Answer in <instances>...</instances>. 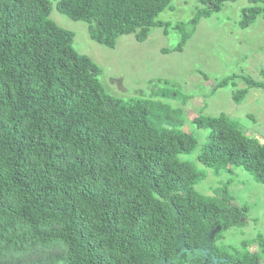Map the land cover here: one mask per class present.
I'll return each instance as SVG.
<instances>
[{"label": "trees", "instance_id": "trees-1", "mask_svg": "<svg viewBox=\"0 0 264 264\" xmlns=\"http://www.w3.org/2000/svg\"><path fill=\"white\" fill-rule=\"evenodd\" d=\"M53 1L88 25L91 40L112 48L122 35L145 40L173 0ZM196 1L195 16L174 26L177 51L200 17L235 0ZM247 1L242 28L264 19V0ZM50 13V0H0V264L264 263L261 234L256 253L249 241L223 242L249 208L230 202V179L218 197L196 190L205 172L179 158L197 140L177 114L148 99L107 95L99 68ZM262 76L243 80L264 90ZM246 93L235 91L234 102ZM192 123L208 132L199 164L216 173L240 168L264 185V141L222 114Z\"/></svg>", "mask_w": 264, "mask_h": 264}, {"label": "rangeland", "instance_id": "rangeland-1", "mask_svg": "<svg viewBox=\"0 0 264 264\" xmlns=\"http://www.w3.org/2000/svg\"><path fill=\"white\" fill-rule=\"evenodd\" d=\"M50 2L49 18L73 33L72 47L99 68L97 78L107 95L123 101L148 99L174 111L182 120V130L195 137L197 147L192 154L179 158L205 172L196 190L218 197L230 179L226 186L230 202L249 208L242 225L230 228L223 242L240 248L241 241H249L248 249L256 253L257 236L264 237V185L240 168L233 174L216 173L199 164L196 154L208 132L196 128L192 120L222 114L246 136L264 141V90L247 88L243 80L263 81L264 19L257 17L249 27L242 28V10L250 6L249 2H225L220 11L200 17L182 50L177 51L181 35L174 26L190 21L202 6L196 0H173L155 19L162 26L150 27L145 40H136L134 34L122 35L110 48L90 39L85 22L71 20L57 11L53 0ZM228 77H234L233 84L213 90ZM241 89H247V93L235 103L232 95ZM157 90L166 96L156 94ZM259 264L264 263L260 260Z\"/></svg>", "mask_w": 264, "mask_h": 264}]
</instances>
